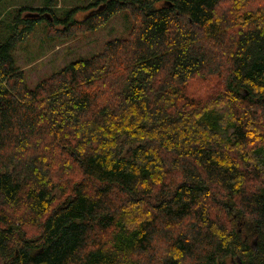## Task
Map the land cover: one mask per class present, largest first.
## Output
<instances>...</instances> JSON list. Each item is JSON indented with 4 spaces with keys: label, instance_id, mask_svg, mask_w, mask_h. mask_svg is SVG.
I'll return each mask as SVG.
<instances>
[{
    "label": "trees",
    "instance_id": "1",
    "mask_svg": "<svg viewBox=\"0 0 264 264\" xmlns=\"http://www.w3.org/2000/svg\"><path fill=\"white\" fill-rule=\"evenodd\" d=\"M91 1L80 7L87 29L123 9L131 32L33 88L12 52L43 20L74 29L79 8L64 18L58 0L0 10V264H264V5L242 0L225 21L217 10L228 0ZM212 42L227 71L208 102L186 84L217 65ZM238 105L244 114H226ZM57 151L67 161L54 182ZM75 165L82 177L54 205ZM211 195L244 229L211 216ZM23 199L40 234L8 218ZM161 241L166 253L143 261Z\"/></svg>",
    "mask_w": 264,
    "mask_h": 264
},
{
    "label": "rangeland",
    "instance_id": "2",
    "mask_svg": "<svg viewBox=\"0 0 264 264\" xmlns=\"http://www.w3.org/2000/svg\"><path fill=\"white\" fill-rule=\"evenodd\" d=\"M241 1L242 0H228L227 2H222L219 4L217 16L227 21L226 10H229V8L232 7V13H234L236 11V6L234 4H240ZM43 2L44 0H4L0 3V10L2 13L8 11V13L5 15V17H7L11 15V12L16 10V7H40L43 5ZM91 2V0H58L57 8L59 9L53 11L56 17L62 18L61 15L63 14L64 18L69 8L78 7V10H75L71 13V17L73 20H77V24L80 25L71 30L69 27H65L61 24L51 26L47 21L43 20L36 25L35 29L28 35L27 38H25L24 41H20L17 44L15 50L12 53L14 54L16 66H18V68L25 74L24 78H26L28 86L32 88L35 87L38 83L49 79L50 76H52L55 72L59 71L68 65V63H71L75 60L96 57L97 54L104 50L108 42H111L114 39L123 37L126 38L129 35L134 23V19L129 10L123 9L117 14L111 16L107 21L99 22L101 25L97 29H87L86 25L83 24L82 21L86 19L90 10H83L80 7H86ZM101 3L102 7L103 2ZM247 3L244 4V10H253L257 7H262L264 5V0H249ZM102 9L100 10L102 11ZM240 9L237 10V16H239V14L242 12ZM32 14L39 13L34 11ZM237 16L235 18H237L239 21ZM32 17H34V15H32ZM228 18L231 19L230 21H232L230 16ZM6 23L8 22L6 21L1 25L2 28L5 27ZM232 26L233 25H231V27ZM233 29L236 30L234 26ZM225 37L228 41L230 36L226 33ZM211 45L214 50L213 56L214 58L218 59V62H216L217 65H213V67H207L205 70L191 78L186 84L189 94H192V96L208 102L211 101L208 97L216 98L223 93V88L225 87V72L227 71V67L225 66L227 59L225 58L224 48H220V46L214 42H212ZM217 66L220 67L219 71L221 72L216 71L218 68ZM243 109V105H241L239 107H234V109L228 106L225 110L227 115L234 117L235 111H237L239 116L244 114ZM53 156H51L53 158V162L50 169H52V173L54 175V182H57L59 181V176H62L61 165L67 161V158L65 153L62 155L61 151H57ZM173 157L174 156H172V158ZM174 158L177 159V161H180V163L182 162V159L180 160L177 157ZM75 168L76 165L74 169L71 168L68 173V177H64V179L68 178V183H66L64 179L60 183L66 193L64 194V192L61 190L56 191V200L54 205L61 203V201L67 198L66 194L70 193L71 184L82 177L80 169ZM177 173L178 172L173 171L170 175L177 176ZM215 190H217V188H213L212 191L214 192ZM88 191H94V186L90 183H88ZM110 193V196H112L111 198L117 202L119 193L116 192V189L114 188ZM121 195L124 194L121 193ZM215 201L218 200H215L214 196L212 195L204 201L206 206H208L207 208L212 212V217L216 219H222L223 221L227 222L228 224L225 223L226 227L228 228L227 230L234 227L238 228V231L244 229L245 219H242L240 216H238L239 214H237L236 210L234 211V208L230 207L229 210H227L221 205L217 206L218 204ZM27 205L30 206L27 200L23 199L18 203L14 202L12 207L7 206L9 208L8 210L11 212V215L8 218H13L20 224V226L24 227L27 231V236L38 233L40 234L39 226L37 227L33 225H39L40 222H38V219H40V217L39 215H36L34 212H32L31 209L27 210ZM191 221L192 218L189 219V222ZM158 225L162 229L169 228V226L161 227L160 224ZM175 226L176 225H172L170 229L174 228ZM100 238H103V234H101ZM252 241L255 243L256 240L253 238ZM157 244L158 245L155 248L156 251H154V253H157V255L152 254L147 257L142 256L141 258L143 261L147 262L148 260L149 262L152 257L158 256L159 253H166V247L169 244L166 241L157 242Z\"/></svg>",
    "mask_w": 264,
    "mask_h": 264
},
{
    "label": "water",
    "instance_id": "3",
    "mask_svg": "<svg viewBox=\"0 0 264 264\" xmlns=\"http://www.w3.org/2000/svg\"><path fill=\"white\" fill-rule=\"evenodd\" d=\"M100 9H102V7H101V8H99L98 10H100Z\"/></svg>",
    "mask_w": 264,
    "mask_h": 264
}]
</instances>
